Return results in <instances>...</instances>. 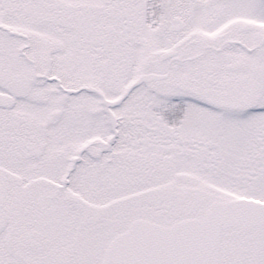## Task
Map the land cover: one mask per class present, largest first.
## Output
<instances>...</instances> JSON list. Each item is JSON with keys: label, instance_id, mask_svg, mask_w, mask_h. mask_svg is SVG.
I'll return each mask as SVG.
<instances>
[{"label": "snow or ice", "instance_id": "snow-or-ice-1", "mask_svg": "<svg viewBox=\"0 0 264 264\" xmlns=\"http://www.w3.org/2000/svg\"><path fill=\"white\" fill-rule=\"evenodd\" d=\"M0 264H264V0H0Z\"/></svg>", "mask_w": 264, "mask_h": 264}]
</instances>
